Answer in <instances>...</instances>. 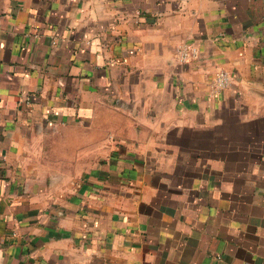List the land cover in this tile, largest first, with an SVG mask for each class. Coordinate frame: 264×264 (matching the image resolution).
I'll return each mask as SVG.
<instances>
[{
	"label": "crops",
	"instance_id": "crops-1",
	"mask_svg": "<svg viewBox=\"0 0 264 264\" xmlns=\"http://www.w3.org/2000/svg\"><path fill=\"white\" fill-rule=\"evenodd\" d=\"M0 264H264V0H0Z\"/></svg>",
	"mask_w": 264,
	"mask_h": 264
},
{
	"label": "built area",
	"instance_id": "built-area-1",
	"mask_svg": "<svg viewBox=\"0 0 264 264\" xmlns=\"http://www.w3.org/2000/svg\"><path fill=\"white\" fill-rule=\"evenodd\" d=\"M178 56L181 61L187 62L199 56V49L196 45L185 43L179 47ZM231 84V73L227 69L221 68L216 72L212 88L215 92H220L229 88ZM220 256L219 258H221Z\"/></svg>",
	"mask_w": 264,
	"mask_h": 264
}]
</instances>
